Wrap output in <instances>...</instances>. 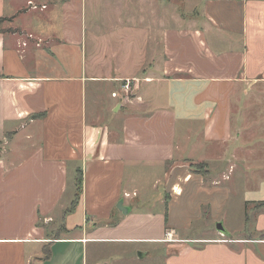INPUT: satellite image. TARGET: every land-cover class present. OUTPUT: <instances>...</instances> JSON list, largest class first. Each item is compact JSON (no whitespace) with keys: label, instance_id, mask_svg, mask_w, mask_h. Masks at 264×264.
Segmentation results:
<instances>
[{"label":"crops","instance_id":"1","mask_svg":"<svg viewBox=\"0 0 264 264\" xmlns=\"http://www.w3.org/2000/svg\"><path fill=\"white\" fill-rule=\"evenodd\" d=\"M0 20V264L120 244L264 264V160L240 157L264 144V0H0Z\"/></svg>","mask_w":264,"mask_h":264},{"label":"rangeland","instance_id":"2","mask_svg":"<svg viewBox=\"0 0 264 264\" xmlns=\"http://www.w3.org/2000/svg\"><path fill=\"white\" fill-rule=\"evenodd\" d=\"M191 6H192V3H190V5H187L185 9L180 6L179 13L180 14L188 13L189 11H187V9L188 10L191 9ZM258 93L260 94L259 96H262V94H264V90H260ZM262 110H264L263 107H262ZM253 121H254V118L248 124L250 125L251 122ZM260 135H261V132L257 133L255 137L256 138L261 137ZM249 136L250 135L244 136V144L247 141L250 142L253 140ZM250 146L251 144L247 145V148L249 149ZM258 148H259L260 154H254L251 156L249 153L244 152L240 154V157H242L245 160H248V163L252 161H258V159L264 160L263 140H262V143L261 141L259 142ZM199 167L200 165L198 166V168ZM243 173L244 171L242 170L241 172L242 176L244 175ZM259 173H260L259 177L264 179V172L260 171ZM72 193L73 191L70 193V195ZM139 199H141L140 203L138 204L139 210L143 211L144 213L150 210H155L156 207H159L161 209L166 208V205L158 203L159 202L158 198H139ZM164 202L169 204V200L166 198H164ZM235 206L236 204L232 203L230 204V207L228 209L229 210L228 225L232 228L233 227L238 228L240 225V212ZM55 226L57 228V224ZM163 251H164L163 245H155V244H139V245L138 244L137 245L136 244L135 245L134 244L133 245L120 244V245H114V246L113 245L90 246L89 247V264H93L94 259H99L100 261L104 262V264H163L164 263ZM139 253H142V254L149 253V254L147 256H144L146 258L144 257L138 258Z\"/></svg>","mask_w":264,"mask_h":264},{"label":"built area","instance_id":"3","mask_svg":"<svg viewBox=\"0 0 264 264\" xmlns=\"http://www.w3.org/2000/svg\"><path fill=\"white\" fill-rule=\"evenodd\" d=\"M131 84L130 82L128 81V83L125 84L124 86V94H125V99L127 101L130 100V92H131ZM114 98H117L118 95L115 93L112 95ZM126 197H129V195H126ZM180 240H177L176 237L174 236V233L172 231H167L165 233V236H164V239L162 240L163 243H176Z\"/></svg>","mask_w":264,"mask_h":264},{"label":"trees","instance_id":"4","mask_svg":"<svg viewBox=\"0 0 264 264\" xmlns=\"http://www.w3.org/2000/svg\"><path fill=\"white\" fill-rule=\"evenodd\" d=\"M2 23H3V20H0V26ZM0 31H1V28H0ZM81 192H82V178H81L80 172H78L77 178H76V192H75L74 200L71 204L70 209L66 213H71V212L75 211V209L77 208V205L79 203V200H80ZM48 257L49 256L47 255L46 258H48Z\"/></svg>","mask_w":264,"mask_h":264},{"label":"water","instance_id":"5","mask_svg":"<svg viewBox=\"0 0 264 264\" xmlns=\"http://www.w3.org/2000/svg\"><path fill=\"white\" fill-rule=\"evenodd\" d=\"M117 208H118L121 212H123V214H126V215L129 214V209L126 208V207H124L122 202H120V203L118 204ZM217 230H218L220 233H222L223 235L225 234V232H224V228H223L222 224H220V223L217 224ZM138 255H139V258L142 257V254H141V253H139Z\"/></svg>","mask_w":264,"mask_h":264}]
</instances>
